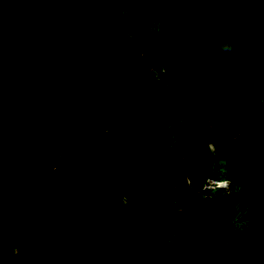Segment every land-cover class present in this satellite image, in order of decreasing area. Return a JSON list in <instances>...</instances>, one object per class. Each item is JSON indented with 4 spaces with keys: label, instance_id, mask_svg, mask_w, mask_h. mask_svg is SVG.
<instances>
[{
    "label": "trees",
    "instance_id": "16d2710c",
    "mask_svg": "<svg viewBox=\"0 0 264 264\" xmlns=\"http://www.w3.org/2000/svg\"><path fill=\"white\" fill-rule=\"evenodd\" d=\"M189 121L264 149V0H0V264H264V166L208 207Z\"/></svg>",
    "mask_w": 264,
    "mask_h": 264
},
{
    "label": "clouds",
    "instance_id": "9594fccd",
    "mask_svg": "<svg viewBox=\"0 0 264 264\" xmlns=\"http://www.w3.org/2000/svg\"><path fill=\"white\" fill-rule=\"evenodd\" d=\"M222 50L229 51L230 46L225 45ZM215 136L214 131L212 133L203 131L198 123L189 121L181 141L183 151L187 156L202 150V143L207 144L210 150L217 149L218 153L213 155L215 159H218L219 166L215 172L213 168L208 171V179L200 186V192L205 194L207 199H213L208 202V205L206 204L208 207H213L218 203L219 198H214V195L220 194L223 190H234L237 182V177L233 176L234 172L253 168L256 164L264 166V149L240 142L239 144L233 143L230 153H225L231 142L226 138L216 140ZM237 193L234 192V194Z\"/></svg>",
    "mask_w": 264,
    "mask_h": 264
}]
</instances>
